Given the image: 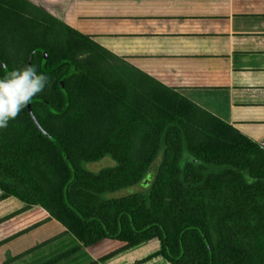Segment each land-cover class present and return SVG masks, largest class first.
I'll use <instances>...</instances> for the list:
<instances>
[{"label":"trees","instance_id":"trees-1","mask_svg":"<svg viewBox=\"0 0 264 264\" xmlns=\"http://www.w3.org/2000/svg\"><path fill=\"white\" fill-rule=\"evenodd\" d=\"M0 20L9 23L0 26L3 38L25 42L24 68L31 60L38 72L55 78L56 91L53 99L38 94L29 102L55 141L32 122L29 103L23 108L27 123L16 117L0 129V207L21 205L0 217V248L21 234L10 235L24 213L53 206L52 195L36 175L56 180L61 167L65 176L58 206L81 246L93 253L108 250L100 262L156 244L159 251L154 254L166 264H264V148L129 63L94 65L93 58L102 54L118 57L75 30L71 0H0ZM72 50L89 57L79 60ZM4 56L0 60L8 73L17 70ZM8 73L0 65V78ZM139 75L160 89L150 95L163 107L157 118H143L136 110ZM86 81L125 83L116 96L115 127L103 142L96 139L109 114L85 93ZM102 102H108L105 95ZM91 110H97L94 122L75 132L81 143L67 144L61 135L64 124L85 118ZM52 119L58 123L48 126ZM153 127L152 151L136 158V150H141L138 137ZM94 131L97 135L89 134ZM38 142L40 148L26 151ZM92 142H98L97 148L90 151ZM105 158L114 165L97 172L86 168ZM158 158L161 162L149 190L108 197L143 182Z\"/></svg>","mask_w":264,"mask_h":264},{"label":"crops","instance_id":"crops-1","mask_svg":"<svg viewBox=\"0 0 264 264\" xmlns=\"http://www.w3.org/2000/svg\"><path fill=\"white\" fill-rule=\"evenodd\" d=\"M73 27L264 148V0H71Z\"/></svg>","mask_w":264,"mask_h":264},{"label":"rangeland","instance_id":"rangeland-1","mask_svg":"<svg viewBox=\"0 0 264 264\" xmlns=\"http://www.w3.org/2000/svg\"><path fill=\"white\" fill-rule=\"evenodd\" d=\"M21 16H23V14H18L19 18H21ZM15 20L12 21V24H14ZM4 25L8 26L9 23L7 21L0 20V26L2 27ZM23 43L19 42L18 37L10 39L3 38V35H0V56L3 57L5 55L11 67L13 68H24V54L27 52V49ZM73 52L79 60H85L87 57H89V55L84 53L82 50H74ZM92 62L98 67H104L107 65H119L124 67L123 65H127V61L120 58H110L105 54H102V56L97 59L93 58ZM124 86L125 83L123 82H118V85H116L114 83L112 84V82L106 81L95 83L93 81H86L83 85V90L90 99H93V102L95 103L94 105H96L99 109L103 104L104 109L107 111V114H109L104 118V121H102V123H104V130L106 132L102 130L103 128L101 131H99L96 139L98 142L107 140L110 132L115 127L114 124L116 120L114 119V113L116 111L117 103L116 96L119 95L121 91H123ZM156 89L160 90L153 81L147 79L145 76H138V85L134 95V105L137 112L143 115V118H157L163 112V107L160 103L150 100V95H152ZM55 92V78L52 77L49 79V85L40 94L49 96L53 99ZM104 95L108 100V102L105 104L102 102ZM94 113H97V110L96 112L94 110L89 111V114L85 118L72 121L68 123V125L67 123L66 125L64 124L65 122H68L66 119L65 122L62 121L64 122V127H62L63 130L61 131V135L67 144L75 145L76 143H81L83 139L79 137L80 135L77 136L75 132H77L76 130L79 131V129L84 127L86 124L94 122L92 117V114ZM17 119L23 123H27L23 114V110L19 113ZM62 122L59 121V123ZM54 123L57 124L58 122L53 119L47 121L48 126H52ZM97 127L100 128L99 126ZM89 134L97 135V132L94 131ZM139 137L138 139L141 150H136V152H138L135 154L136 158L152 151L151 146L156 138V130L153 127L146 134ZM88 142L91 143L90 141ZM98 142H92L94 146L89 144V150L91 151L92 148L96 149ZM37 145L38 146H27L26 151L36 149V147L40 148L41 142H38ZM56 161L57 159L55 162ZM160 162L161 158H158L151 165L143 182L125 191L109 194L108 197L121 198L130 194L146 192L149 190ZM113 165L114 162L110 158H105L98 162L87 164L86 168L88 170L97 172L105 167ZM57 170L58 176L56 180L46 178L41 179L39 175H36V178L44 184L48 192L52 195L54 199L53 206L50 209H32L29 211V213H24V219L21 220L20 224L16 226L13 224L11 229V231H13L10 235L17 233L21 234L2 245L0 248V264H166L160 257L155 256L154 253L159 251V249H156V244H150V248L145 247L141 250L133 251L127 255H124V257L120 256V258L114 259L108 263L100 262V259L108 252V250L105 248L98 249L93 253L81 246V243L73 236L72 232L68 230V226L70 224L66 220L61 208L58 206L59 188L63 182V176H65V174L63 172V168L58 167ZM19 208H21V205H18L16 202H12L8 207L1 206L0 217H2V215L4 216L5 214H10ZM47 218L50 219L47 220ZM45 220L46 222L43 223ZM33 225L34 227H31ZM6 227L7 224H3L4 231ZM2 233L3 231H0V234ZM109 249H112V247H109ZM150 253H153L151 254L152 258L148 260Z\"/></svg>","mask_w":264,"mask_h":264},{"label":"clouds","instance_id":"clouds-1","mask_svg":"<svg viewBox=\"0 0 264 264\" xmlns=\"http://www.w3.org/2000/svg\"><path fill=\"white\" fill-rule=\"evenodd\" d=\"M48 85V76L31 65L0 78V129L7 128L9 121L15 119Z\"/></svg>","mask_w":264,"mask_h":264},{"label":"water","instance_id":"water-1","mask_svg":"<svg viewBox=\"0 0 264 264\" xmlns=\"http://www.w3.org/2000/svg\"><path fill=\"white\" fill-rule=\"evenodd\" d=\"M45 61H46V54H45V56H44V63H45ZM0 65H1L2 68L6 71V73H8V67H7V65H6L2 60H0ZM48 71H50V70H48ZM61 88H62V90L65 92V88H64V86H63V83H61ZM30 104H31V103H29L28 106H27L28 113H29L31 119L33 120V122L35 123L36 127H37L42 133H44V134H46L47 136H49L50 139L54 140V138H53L52 136H50L48 133H46V131L41 127V125L39 124V122L37 121L35 115H34L33 112H32V109H31V107H30V106H31ZM54 141H55V140H54Z\"/></svg>","mask_w":264,"mask_h":264},{"label":"flooded vegetation","instance_id":"flooded-vegetation-1","mask_svg":"<svg viewBox=\"0 0 264 264\" xmlns=\"http://www.w3.org/2000/svg\"><path fill=\"white\" fill-rule=\"evenodd\" d=\"M31 65V60L28 61V66ZM45 68H43L42 66H40V70L43 71ZM44 72V71H43ZM46 103V102H44ZM47 104V103H46ZM50 108V107H49ZM51 109V108H50ZM58 115V114H57ZM33 122V121H32Z\"/></svg>","mask_w":264,"mask_h":264}]
</instances>
